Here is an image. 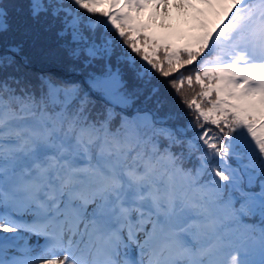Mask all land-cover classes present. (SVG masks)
<instances>
[{
	"label": "snow or ice",
	"instance_id": "obj_1",
	"mask_svg": "<svg viewBox=\"0 0 264 264\" xmlns=\"http://www.w3.org/2000/svg\"><path fill=\"white\" fill-rule=\"evenodd\" d=\"M197 5L0 0V264H264V0Z\"/></svg>",
	"mask_w": 264,
	"mask_h": 264
},
{
	"label": "trees",
	"instance_id": "obj_2",
	"mask_svg": "<svg viewBox=\"0 0 264 264\" xmlns=\"http://www.w3.org/2000/svg\"><path fill=\"white\" fill-rule=\"evenodd\" d=\"M20 2H22V0H4V3L9 5L10 10L12 5ZM105 10L107 9L101 8L98 9L97 11L100 12ZM199 10H200L199 5H197L195 9H190L189 12L192 19V23H189L185 20L180 24L171 27L168 31L163 29L160 25L161 16L158 12V9H153L150 7L146 11L140 13L139 22L148 27V34L154 37L155 39L161 42H167L173 44L176 47H181L199 34L198 18L196 16V12ZM34 70L40 72L44 69H41L40 66H37ZM198 91H199L198 86L193 85L192 88H189L187 84L184 85L182 91L179 93L174 92L171 89H168V92L171 95L166 100V106L176 110H183L185 113H188L187 119L194 120L195 114L194 112L188 111L185 101L192 99L193 96H195L198 93ZM102 103L103 102L101 101L100 104ZM100 104H98L97 107H100ZM119 111L120 109H117V112ZM129 112H131V110H129ZM118 119L119 118L117 117V122ZM181 122L183 123V119L181 120ZM238 206L239 205L237 204V207ZM243 222L249 224L255 223L258 222V218L253 219L249 217H244Z\"/></svg>",
	"mask_w": 264,
	"mask_h": 264
},
{
	"label": "rangeland",
	"instance_id": "obj_3",
	"mask_svg": "<svg viewBox=\"0 0 264 264\" xmlns=\"http://www.w3.org/2000/svg\"><path fill=\"white\" fill-rule=\"evenodd\" d=\"M176 0H169V7L166 11V13H160L158 10L160 16H161V22L160 25L163 29L169 30L171 27L180 24L183 21H187L189 23H192V19L190 16V9L188 10H181L177 7H175ZM0 235H12L11 233H3L0 232ZM36 238L32 237V243H35ZM41 243L43 241L41 240Z\"/></svg>",
	"mask_w": 264,
	"mask_h": 264
}]
</instances>
